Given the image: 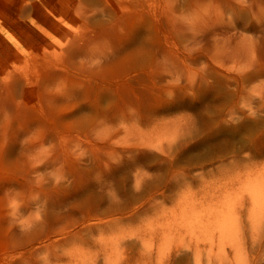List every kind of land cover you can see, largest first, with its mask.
Returning <instances> with one entry per match:
<instances>
[{
  "label": "rangeland",
  "instance_id": "374dc122",
  "mask_svg": "<svg viewBox=\"0 0 264 264\" xmlns=\"http://www.w3.org/2000/svg\"><path fill=\"white\" fill-rule=\"evenodd\" d=\"M0 264H264V0H0Z\"/></svg>",
  "mask_w": 264,
  "mask_h": 264
},
{
  "label": "bare ground",
  "instance_id": "6f19581e",
  "mask_svg": "<svg viewBox=\"0 0 264 264\" xmlns=\"http://www.w3.org/2000/svg\"><path fill=\"white\" fill-rule=\"evenodd\" d=\"M228 42H231V40H228ZM241 46V45H240ZM230 133H228V132H219L218 133V138H222V136H225V135H229Z\"/></svg>",
  "mask_w": 264,
  "mask_h": 264
}]
</instances>
